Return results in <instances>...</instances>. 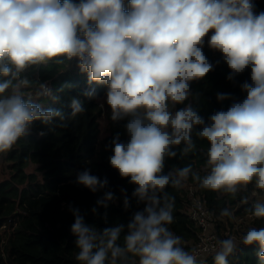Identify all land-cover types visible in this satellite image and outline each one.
<instances>
[{"label":"clouds","instance_id":"clouds-1","mask_svg":"<svg viewBox=\"0 0 264 264\" xmlns=\"http://www.w3.org/2000/svg\"><path fill=\"white\" fill-rule=\"evenodd\" d=\"M255 7L253 0H129L127 10L125 0H0V76L6 77L0 81V153L12 150L34 121L47 125L53 118L65 119L60 110L23 98L29 81L20 73L54 58H77L90 83L107 85L111 119L129 117L130 139L124 143L114 136L109 163L136 185L132 198L144 207L126 225L100 230L69 205L78 264H201L170 228L175 197L166 187L181 188L191 176L213 192L235 195L253 182L264 190V12L257 14ZM210 30L208 46L222 53L231 69L227 78L250 67L251 83L241 85L247 93L242 102L214 113L206 123L191 104L172 109L192 95L190 82L214 68L203 52ZM39 87L38 96L59 99L46 84ZM84 95L91 98L94 90ZM229 98L217 94L219 101ZM70 107L73 117L85 111L78 98ZM197 126L196 136L210 144L208 173L200 176L187 165L163 174L165 158L177 155L173 147L183 142L182 155L195 149ZM76 183L96 193L109 182L85 169ZM121 193L127 211L131 201L125 189ZM116 199L105 191L93 214ZM253 214L264 218V203H257ZM220 215L232 213L225 208ZM241 242L258 245L264 264V227L249 229ZM236 248L233 238L218 241L215 264H228Z\"/></svg>","mask_w":264,"mask_h":264},{"label":"trees","instance_id":"trees-1","mask_svg":"<svg viewBox=\"0 0 264 264\" xmlns=\"http://www.w3.org/2000/svg\"><path fill=\"white\" fill-rule=\"evenodd\" d=\"M73 2L78 3L79 0ZM253 2L257 14L264 12V0ZM203 52L214 65L213 70L204 78L190 82L192 95L183 104L175 107L179 110L191 104L207 123L214 113L227 111L233 102H242L247 97L241 85L245 81L251 83V69L246 68L243 73L229 80L227 77L231 69L224 61L222 53L211 49L207 42L203 46ZM78 65L77 58L69 60L58 57L44 66L30 65L20 73V79L29 81V85L22 89L23 98H31L30 92L40 91L39 86L47 83L53 96L59 99L54 100L44 95L35 100L31 99L34 103L41 104L44 109L60 110L65 119L61 121L56 117L47 125L39 120L34 121L29 132L18 140L12 150L0 153V162L5 160L10 163L12 173L9 180L0 181V229L8 231L3 241L0 238L3 242L0 245V264H78L74 258L78 251L76 238L71 233L74 216L69 205L79 209L86 223L100 230L117 224L126 225L133 213L144 207L132 198L136 185L129 183L130 178H121L109 163V157L113 155L111 141L114 136L119 134L120 141L124 143L130 139L125 128L128 120L112 124L108 129L109 134L103 139L99 138L98 121L102 109L96 95L103 92L104 84L90 83L87 73L82 72ZM4 79L6 77L0 76V81ZM93 90L94 95L91 98L84 95L85 92ZM218 93L230 94V98L219 101ZM73 98H78L85 108L83 113L74 117L70 107ZM199 130L200 126L194 129L192 139L196 147L189 154H181L183 142L173 147L172 150L177 155L165 158L163 174L187 165H191L193 171L200 176L208 173L206 153L210 144L196 136L195 133ZM30 165L37 166L36 171L40 176L26 171ZM85 169L101 179L106 177L109 182L107 188L93 193L77 184V174ZM186 182L198 189L202 201L212 211L216 219L217 233L228 224V217L220 215L222 209L230 210L235 203H241L245 205L246 212H254L251 207L253 198L249 192L255 185L254 182L241 187L235 195L202 189L199 182L191 176L184 183ZM121 189L126 190L131 201L127 211L123 207ZM109 190L117 199L110 202L107 209L99 207L98 214H93L92 208L96 207V201ZM165 191L175 197V222L170 228L182 237V244L188 243L184 247L189 250L198 240L199 230L183 213V186L177 189L169 185ZM261 227H264V218L252 220L251 228ZM125 234L126 232L121 234L119 243H123ZM258 251L259 246L256 244L250 247L237 246L227 258L228 264H261ZM204 264H215L214 255L207 257Z\"/></svg>","mask_w":264,"mask_h":264},{"label":"built area","instance_id":"built-area-1","mask_svg":"<svg viewBox=\"0 0 264 264\" xmlns=\"http://www.w3.org/2000/svg\"><path fill=\"white\" fill-rule=\"evenodd\" d=\"M46 84L49 88L50 86ZM51 89V88H50ZM183 191L185 194L184 210L183 213L188 216L194 226L198 228V240L194 242L189 250H193L198 254V259L201 264L206 262V258L215 255V251L218 249V241L233 238L237 246L250 247L252 245H244L241 239L244 234L251 228V222L253 219H261L256 217L252 212H246L245 205L241 203H235L229 210L232 213L231 217H228V224L225 229L219 233L216 232V219L212 211L207 207L201 199L198 193V189L192 184L186 182L183 184ZM250 195L253 198L252 208L257 203H264V190L255 188V185L250 188ZM183 246L188 243H183Z\"/></svg>","mask_w":264,"mask_h":264},{"label":"rangeland","instance_id":"rangeland-1","mask_svg":"<svg viewBox=\"0 0 264 264\" xmlns=\"http://www.w3.org/2000/svg\"><path fill=\"white\" fill-rule=\"evenodd\" d=\"M129 0H125V8L127 9ZM212 31L210 30V32L208 33V35L205 37V42H207L208 38L211 36ZM43 64V66L45 65V63H41ZM103 92L99 93L96 95L97 98V102L99 103L101 109H102V113L101 116L99 118V131H100V135L99 138L103 139L104 137H106L109 134V127L112 124H116V122H120L124 119H129V117H125L124 119L121 120H117V121H113L111 119V108L109 105H107L106 103V92H107V85L103 86ZM39 91L36 90L35 93L30 92L29 95L31 96L32 99H37L39 96L37 95ZM173 111H176V107H174L172 109ZM37 166L34 165H30L29 168L26 170L28 173H35L36 176H40V173L36 171ZM12 173H11V169H10V163L4 161L0 162V181H5V180H9L11 178ZM6 231V232H5ZM8 235V231L6 229H0V238L3 241L6 236ZM2 241H0V245L3 243Z\"/></svg>","mask_w":264,"mask_h":264}]
</instances>
